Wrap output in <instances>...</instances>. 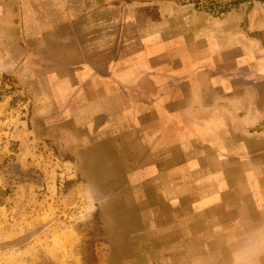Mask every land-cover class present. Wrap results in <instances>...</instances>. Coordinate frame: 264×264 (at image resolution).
Wrapping results in <instances>:
<instances>
[{
    "label": "crops",
    "instance_id": "1",
    "mask_svg": "<svg viewBox=\"0 0 264 264\" xmlns=\"http://www.w3.org/2000/svg\"><path fill=\"white\" fill-rule=\"evenodd\" d=\"M263 6L0 0V78L26 93L34 136L68 149L88 188H116L101 220L137 226L124 240L142 243L146 264L194 244L202 264L224 240L264 243ZM139 65L142 88L152 72L176 87L155 100L111 75Z\"/></svg>",
    "mask_w": 264,
    "mask_h": 264
},
{
    "label": "rangeland",
    "instance_id": "2",
    "mask_svg": "<svg viewBox=\"0 0 264 264\" xmlns=\"http://www.w3.org/2000/svg\"><path fill=\"white\" fill-rule=\"evenodd\" d=\"M195 1L177 0L209 12L224 11L238 0H202L201 5ZM149 72L139 65L129 78L117 69L111 75L129 92L141 89L155 100L162 90L176 87L152 72L150 85L145 83L142 88L139 78ZM185 82L177 83L183 92L187 91ZM28 109L27 95L15 80L0 78V264H146L138 252L142 243L132 233V239L124 240L137 226L101 220L103 204L106 210L108 201L117 206L116 197L106 198L107 191L116 188H88L68 149L50 143L53 138L38 140L34 136L26 122ZM176 243L180 244L171 242ZM221 245L215 258L204 250L207 255L202 264H213V260L217 264H264V243L260 241L224 240ZM197 251L194 244L192 256L183 248H174L167 251L172 255L146 259L151 264H199L194 256Z\"/></svg>",
    "mask_w": 264,
    "mask_h": 264
},
{
    "label": "built area",
    "instance_id": "3",
    "mask_svg": "<svg viewBox=\"0 0 264 264\" xmlns=\"http://www.w3.org/2000/svg\"><path fill=\"white\" fill-rule=\"evenodd\" d=\"M201 1H202V0H196V1H195V3H196L197 5H201V4H200V3H201ZM212 1H215V2H217V0H212Z\"/></svg>",
    "mask_w": 264,
    "mask_h": 264
}]
</instances>
